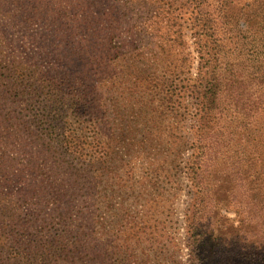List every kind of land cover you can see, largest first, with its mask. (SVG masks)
I'll return each instance as SVG.
<instances>
[{
    "label": "trees",
    "instance_id": "1",
    "mask_svg": "<svg viewBox=\"0 0 264 264\" xmlns=\"http://www.w3.org/2000/svg\"><path fill=\"white\" fill-rule=\"evenodd\" d=\"M123 84L186 118L161 168L188 215L264 214V0H0V264H141L95 214ZM186 221L188 264H232L224 227Z\"/></svg>",
    "mask_w": 264,
    "mask_h": 264
},
{
    "label": "rangeland",
    "instance_id": "2",
    "mask_svg": "<svg viewBox=\"0 0 264 264\" xmlns=\"http://www.w3.org/2000/svg\"><path fill=\"white\" fill-rule=\"evenodd\" d=\"M195 66L193 63L192 73ZM119 89L122 91L120 104L111 105L108 116V134H112L109 179L105 186L96 189L95 214L99 220L105 221L109 230H123L124 244L133 256L130 261L188 264L189 251L185 239L186 219L190 215L193 220H199L207 231L224 227L223 232L219 230L216 233H224L226 238L230 233L232 246L213 249L219 251L221 261L229 259L232 264H264V225L261 228L263 232L260 226H256L264 221V214H236L231 210L220 214L188 215L187 209L193 203L195 189L185 177L183 164L178 172L172 164L161 168L164 151L167 162L171 163L168 153L173 150L171 146L177 136V122L186 119L184 115L176 117L174 99L162 100L159 90L153 88L152 94L144 95L145 101L139 106L130 98V94H135L127 84ZM119 95L115 92L112 101ZM187 124L184 123V128ZM132 130L133 136L124 140L126 133L130 134ZM180 136L187 140L189 135L181 129ZM145 142L150 147H145ZM189 156L191 151L188 149L184 159ZM242 223L247 227L240 228ZM258 243L261 244L258 246ZM213 250L211 257H214Z\"/></svg>",
    "mask_w": 264,
    "mask_h": 264
}]
</instances>
